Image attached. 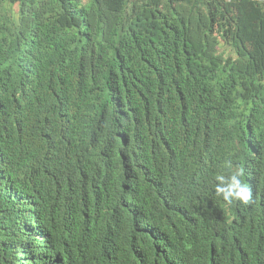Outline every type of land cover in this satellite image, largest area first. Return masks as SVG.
Listing matches in <instances>:
<instances>
[{
    "label": "trees",
    "instance_id": "trees-1",
    "mask_svg": "<svg viewBox=\"0 0 264 264\" xmlns=\"http://www.w3.org/2000/svg\"><path fill=\"white\" fill-rule=\"evenodd\" d=\"M82 1L0 0V264H264V4Z\"/></svg>",
    "mask_w": 264,
    "mask_h": 264
},
{
    "label": "clouds",
    "instance_id": "clouds-1",
    "mask_svg": "<svg viewBox=\"0 0 264 264\" xmlns=\"http://www.w3.org/2000/svg\"><path fill=\"white\" fill-rule=\"evenodd\" d=\"M215 193L228 204L239 202L248 204L251 201V190L243 182L240 172H233L229 175L217 177Z\"/></svg>",
    "mask_w": 264,
    "mask_h": 264
},
{
    "label": "built area",
    "instance_id": "built-area-1",
    "mask_svg": "<svg viewBox=\"0 0 264 264\" xmlns=\"http://www.w3.org/2000/svg\"><path fill=\"white\" fill-rule=\"evenodd\" d=\"M259 3L264 4V0H257Z\"/></svg>",
    "mask_w": 264,
    "mask_h": 264
},
{
    "label": "rangeland",
    "instance_id": "rangeland-1",
    "mask_svg": "<svg viewBox=\"0 0 264 264\" xmlns=\"http://www.w3.org/2000/svg\"><path fill=\"white\" fill-rule=\"evenodd\" d=\"M83 3H85V0L82 1ZM223 50V47L219 50V52H221Z\"/></svg>",
    "mask_w": 264,
    "mask_h": 264
}]
</instances>
